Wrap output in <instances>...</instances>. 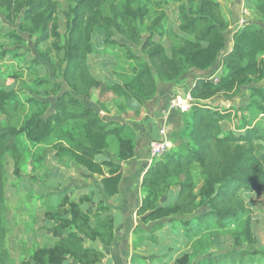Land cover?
I'll return each mask as SVG.
<instances>
[{
  "label": "trees",
  "instance_id": "obj_1",
  "mask_svg": "<svg viewBox=\"0 0 264 264\" xmlns=\"http://www.w3.org/2000/svg\"><path fill=\"white\" fill-rule=\"evenodd\" d=\"M174 1L180 3L179 29L183 37L168 54L163 43L155 39L156 33H164L155 32L162 26L163 12L150 24V34L143 39L135 23H143L150 9L134 8L132 0L130 3L127 0L122 10L108 0H78L65 12L67 32L63 46L59 43L62 34L56 0H0V6L6 9L8 16L12 12L24 13V19L40 31L39 41L54 38L53 47L64 51L63 59L67 62L64 77L72 88L58 96L57 109L49 116H45L44 109L36 110L19 127L0 126V264H11L4 243L7 230L2 217L6 208L2 162L5 153H11L15 173L19 174L25 143H47L55 137L57 152L69 154L87 172L101 176L104 195L111 197L119 193L123 172L119 170L106 174L104 167H112L114 161L99 160L97 156L105 153L110 146V138L115 137L119 144L118 159L133 158L136 143L130 131L135 129L127 123L107 121L85 103L81 98L89 96L93 87L100 90V95L112 91L118 96L133 97L143 103L157 93V77L175 81L188 68L208 71L220 59L222 61L225 71L219 82L202 77L190 89L195 100L190 116L192 124L188 130L190 142L154 158L143 175L141 187L145 196L137 209L143 222L167 219L178 222L191 233L194 226L190 217L195 215L200 205L207 204L209 209L193 219L203 225L214 222L221 226L230 219L239 218L245 210L240 190L253 192L264 188V124L248 126L245 133L239 135L225 133L221 122L228 114L203 102L221 91L230 93L264 79V59L259 56L264 54V27L255 23L239 27L233 34L232 49L225 52L227 39L224 32L228 29L229 19L221 2ZM195 2L198 3L196 7ZM107 3L111 4L109 15L105 11ZM246 4L253 6L264 18V0H246ZM97 27L105 31V40L109 44L115 42L114 30L131 34L133 41L142 44L147 58L128 52L129 58L137 62L129 80L111 83L88 75L86 59L93 52L91 37ZM5 53V50L0 52V61ZM41 81L54 83L49 79ZM256 91L264 98V88H256ZM15 94V90H0L1 113L14 101ZM32 100L38 104L45 102L38 98ZM261 109L264 114V106ZM197 172L203 181L199 188ZM174 185L179 186L178 199L169 205L159 204L160 194ZM69 205L70 209H67L62 198L56 207L57 216L51 218L59 220V225L52 227L56 243L38 249L32 260H23L21 264H67L68 260L97 264L102 260L104 251L85 243L89 239L104 247L111 246L116 236L113 216L107 214L93 226L89 212L81 207V202L70 201ZM68 212L70 217L64 215ZM246 232H251L250 226L246 227ZM188 261V255H184L174 264H188Z\"/></svg>",
  "mask_w": 264,
  "mask_h": 264
},
{
  "label": "rangeland",
  "instance_id": "obj_2",
  "mask_svg": "<svg viewBox=\"0 0 264 264\" xmlns=\"http://www.w3.org/2000/svg\"><path fill=\"white\" fill-rule=\"evenodd\" d=\"M56 1L59 31L62 34L59 43L63 46L66 43L67 32L65 12L75 6L78 0ZM108 2L114 3L117 9L122 10L127 0H108ZM128 2L130 3V0ZM185 2L189 3V0ZM222 2L229 19L228 29L224 32L227 39L225 52H227L233 47V34L239 27L247 23L264 27V18L253 6L247 4V7L244 6L243 0H236V3H240L239 6L235 5L234 0H222ZM194 4L196 7L198 3ZM110 5V3L105 5L106 15L110 14ZM131 5L134 8L141 6L150 9L149 16L145 17L143 23L134 22L143 39L150 34L148 32L150 24L163 12L162 26L155 32L164 33L162 35L156 33L155 39L160 40L167 53L171 54V47L178 45L183 37L179 29L180 3L174 0L167 2L132 0ZM40 35V31L35 29L30 21L24 19L23 12H12L8 16L6 9L0 6V52L6 51L4 59L0 61V90L16 92L14 101L6 106L3 113L0 112V126L19 127L36 110L44 109L45 116H49L57 109L58 96L72 90L64 77L67 64L63 59L64 51L60 52L53 47L54 38L39 41ZM113 37L115 42L109 44L105 40V31L101 27L95 29L91 37L93 52L88 54L86 59L87 70L88 75L93 79L121 83L133 76V70L137 65L135 60L129 58L128 52H135L145 58L147 56L142 51V44L133 41L131 34L125 35L114 30ZM259 56L264 59V54ZM224 71L220 59L208 71L186 69L183 75L189 74L187 81H179V77L176 85H170L182 92V94H174H177L182 101L189 99L191 104L187 102L180 106L174 104V107H178L180 111H177V124L170 133L166 131L162 137L155 127L154 137H157L148 143L149 159L143 161L140 156L128 160L118 159V141L115 137L110 138L109 148L97 158L114 161L112 167L105 166L106 174L121 170L126 177L123 194L120 197L112 198L104 195L101 176L87 172L84 167L76 164L69 154L57 152L54 148L55 137L47 143L29 141L25 143L19 174L15 173V162L11 153H5L2 162L6 208L2 217L7 230L4 243L11 264L32 260L38 249L56 243V238L51 237V231L53 226L59 225V220L53 221L51 218L57 216V206L50 205V200L44 201L41 207H38L39 202H36L34 196L38 194L36 188L40 189L42 194L57 192L56 195L61 196V198L58 196V200L61 202L63 198L67 209H70V201L81 202V207L89 212L93 226L97 224L99 218L107 214L113 216L116 236L111 246L104 247L97 241L89 239L85 243L87 246H96L104 251V257L99 262L101 264H106L107 258L113 260L110 264H174L184 255L189 257L188 264H264V188L253 192L240 190L239 196L244 200L245 210L239 218L230 219L221 226L214 222L203 225L195 221L196 219L193 218L196 215L209 209L207 204L200 205L195 215L190 217L194 226L191 233L178 222L167 219L143 222L142 217L137 214V209L145 196V190L141 185L140 187L134 185L132 196L128 193L131 190L132 179L133 181L138 177L142 179L145 169L150 167L153 159L164 153L152 155L153 140L162 138L168 140L169 151L179 149L182 144L190 142L188 130L192 124L190 116L195 100L191 97V93L188 94L190 90L186 89V85H191L202 77L214 78L219 82ZM42 79H49L54 83H44ZM157 81L160 82L161 79L157 77ZM256 88H264V79L258 83L243 85L230 93L221 91L203 102L226 112L228 117L221 122L224 132H234L239 135L245 133L248 126L264 124V114L261 109V106H264V98L260 97ZM33 98L45 102L38 104L32 100ZM81 99L107 121L132 125L135 130L130 131V135L134 138L137 147L139 131L135 124L143 114L145 100L139 103L133 97L118 96L112 91L100 95V90L94 87L89 96ZM55 157L64 160L61 171L46 165L48 162L55 164L57 161ZM62 173L64 177L67 175L64 181H62ZM196 174L197 188H199L203 181L199 172ZM53 183L56 185L55 188ZM73 187L77 188L75 197L71 196ZM178 194L179 186L166 188L160 194L158 203L169 205L178 199ZM64 215L70 217L69 212ZM247 226L251 228L250 233L246 232ZM66 263L80 264L77 260H68Z\"/></svg>",
  "mask_w": 264,
  "mask_h": 264
},
{
  "label": "crops",
  "instance_id": "obj_3",
  "mask_svg": "<svg viewBox=\"0 0 264 264\" xmlns=\"http://www.w3.org/2000/svg\"><path fill=\"white\" fill-rule=\"evenodd\" d=\"M222 2V0H219ZM235 5L239 6V2L236 3V0H234ZM243 4L244 6L247 7L246 5V0H243ZM193 71V70H192ZM191 73V72H188ZM187 77H189V74L187 76H184L183 74L180 76V80L179 81H187ZM191 77V75H190ZM196 82V81H195ZM192 83L191 85H186V89L190 90L191 87L195 84ZM176 83H178L177 81H164L161 80L160 82H158V91L157 93L150 99L145 100V104H144V110H143V114L141 116V118L139 120H136V127L138 128L139 131V136H138V141H137V147H136V153L134 157L140 156V158H143L144 160L149 159V145L148 143L150 142V140L156 138L154 137V134L156 133L155 131V127L157 128L156 130L159 131V134L162 136V133L160 132L161 130V126L162 128H166L167 132H171L174 128L175 125L177 124V108L178 107H174V104L177 103L179 104H183L184 102H187L188 104H191L190 100H186V101H182V99L179 98V96H177V94L174 93H181L180 89H178L177 87H170V85H176ZM180 83V82H179ZM188 94L190 95V92H188ZM187 95V93L185 94ZM186 103V104H187ZM188 106H186L187 108ZM185 108V109H186ZM163 137V136H162ZM146 157V158H145ZM56 158V157H55ZM56 162L55 164H52L51 162L46 165L51 166L54 169L57 170H62L63 169V164L62 162L64 161L62 158H56ZM53 161V160H52ZM105 168V167H104ZM60 170V171H61ZM146 171V169H145ZM64 174L62 173V181L66 180L67 175L64 177ZM64 177V178H63ZM137 178V177H136ZM126 180V177L123 176V180L120 186V191L119 193H117L116 195L112 196L113 197H120L121 194H123V186H124V182ZM134 179H132L131 182H133L131 185V190L128 191L129 195L132 196V191L134 190V185H141V178L139 179V177L136 179V181H133ZM136 182V183H135ZM55 188V183H53ZM38 190V192H37ZM50 190V189H49ZM72 192L73 194L71 196L75 197V192L77 190V188L73 187L72 188ZM35 191L38 193L37 195L35 194V198L37 199L36 202L38 201L40 206L44 203V201H50V205L53 206H57L60 203V200H58V196L56 194H50L48 192H46V194H42L40 189H35ZM140 192L141 189H140ZM59 198H61V196H59ZM57 200V201H56ZM56 201V202H55ZM54 221V220H53ZM52 232V231H51ZM52 238H56L53 233L51 234ZM57 240V239H56ZM55 240V241H56ZM113 260L111 258H107V263L106 264H110V262H112ZM101 264V263H98Z\"/></svg>",
  "mask_w": 264,
  "mask_h": 264
},
{
  "label": "built area",
  "instance_id": "obj_4",
  "mask_svg": "<svg viewBox=\"0 0 264 264\" xmlns=\"http://www.w3.org/2000/svg\"><path fill=\"white\" fill-rule=\"evenodd\" d=\"M217 81V79H216ZM160 132L162 134H166V128H161ZM169 148V141L168 140H163L159 139V140H153L151 142V151H152V155H158L161 154L163 152H165L166 150H168Z\"/></svg>",
  "mask_w": 264,
  "mask_h": 264
}]
</instances>
